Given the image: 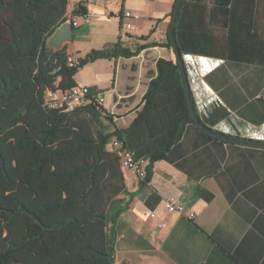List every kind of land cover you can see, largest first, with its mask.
Returning a JSON list of instances; mask_svg holds the SVG:
<instances>
[{"label":"crops","instance_id":"0c3cea01","mask_svg":"<svg viewBox=\"0 0 264 264\" xmlns=\"http://www.w3.org/2000/svg\"><path fill=\"white\" fill-rule=\"evenodd\" d=\"M79 2L87 19L78 18ZM174 3L68 0L67 17L78 25L65 47L76 62L115 44L130 51L140 47L131 56L97 58L74 75L76 84L103 92L105 132L134 120L156 61L175 62L166 45ZM123 9L140 15L134 29H122ZM180 24L190 49L182 58L199 120L226 136L264 142V0H185ZM122 172L126 193L118 197L126 208L113 225L116 264H264V147L209 137L191 123L153 164L147 186L130 170ZM200 190L211 199L198 196ZM152 191L159 202L149 208L143 197ZM167 198L181 201L194 218L165 210Z\"/></svg>","mask_w":264,"mask_h":264},{"label":"trees","instance_id":"16d2710c","mask_svg":"<svg viewBox=\"0 0 264 264\" xmlns=\"http://www.w3.org/2000/svg\"><path fill=\"white\" fill-rule=\"evenodd\" d=\"M6 2L12 20L7 37H0V264H116L113 225L126 208L118 197L126 188L120 157L109 142L116 138L135 158H147L140 181L147 186L153 164L180 140L187 124H194L178 67L159 58L134 120L105 132L102 106L64 111L48 106L45 96L74 86L84 64L131 56L140 47L92 50L69 66L66 47L46 46L68 19V0ZM184 2L174 26L181 53L190 50L180 24ZM4 4L0 0L1 11ZM83 12L79 2L77 13ZM191 103L194 108L192 98ZM198 196L212 197L203 190ZM143 201L152 208L159 196L152 191ZM4 231L7 239L1 238Z\"/></svg>","mask_w":264,"mask_h":264},{"label":"built area","instance_id":"2783aa9c","mask_svg":"<svg viewBox=\"0 0 264 264\" xmlns=\"http://www.w3.org/2000/svg\"><path fill=\"white\" fill-rule=\"evenodd\" d=\"M87 17L88 15L86 12L79 13L78 15V18L81 19H87ZM120 18L122 22V29L129 30L134 29L133 21L138 20L140 18V15L138 13L130 11L129 9H123ZM69 19L71 20L72 26L78 25V21L76 19H73V17ZM67 63L69 66H72L76 63V61L71 55H68ZM45 102L50 107L62 109L64 111H71L76 107H83L94 103L102 106L104 103V95L102 91H92L86 85L75 84L70 89L65 91L47 92L45 96ZM109 146L117 150L122 168L128 169L133 172L139 182L144 180L146 175V165L148 163L147 158H145L144 156L135 158L133 152L123 147L122 143L116 138L110 140ZM162 204L164 209L168 212L177 213L178 215L183 216L188 220H192L195 216L194 212L187 208L179 200L167 198L163 200ZM146 214L150 218L156 217L154 209H147ZM158 226L167 227V223L160 222Z\"/></svg>","mask_w":264,"mask_h":264},{"label":"water","instance_id":"95a60500","mask_svg":"<svg viewBox=\"0 0 264 264\" xmlns=\"http://www.w3.org/2000/svg\"><path fill=\"white\" fill-rule=\"evenodd\" d=\"M182 3V0H175L172 12H171V18H170V23L168 26V40L170 42V47L174 55V60L175 63L178 67V71L180 74V80L182 82V86L184 88V93L186 97V102L189 108V111L192 115L194 124L205 134L210 135L212 137L228 141V142H233V143H240V144H245V145H254V146H262L264 147V142L260 141H252V140H247V139H239L235 137H229L226 136L222 133H219L218 131H215L207 126H205L200 120L199 117L197 116L193 105L191 103V95H190V89H189V83L186 77L185 73V68L183 64V58H182V53L176 43L175 39V33H174V26L176 23L177 19V14L180 9V5ZM73 38V27L71 20L68 18L62 23L59 24L58 27L53 31V33L47 38L46 40V46L48 49L55 51V50H60L65 47V44L70 43Z\"/></svg>","mask_w":264,"mask_h":264},{"label":"rangeland","instance_id":"374dc122","mask_svg":"<svg viewBox=\"0 0 264 264\" xmlns=\"http://www.w3.org/2000/svg\"><path fill=\"white\" fill-rule=\"evenodd\" d=\"M6 1H11V0H5L4 7H6L3 11H1V19H0V37L5 38L8 35V30H9V23L12 20V12L10 9H8V5ZM19 223V222H18ZM7 232L4 231V234L1 235V238H6L7 239Z\"/></svg>","mask_w":264,"mask_h":264}]
</instances>
